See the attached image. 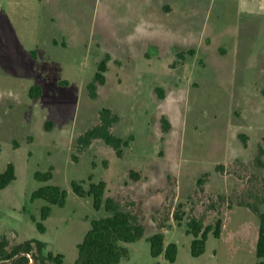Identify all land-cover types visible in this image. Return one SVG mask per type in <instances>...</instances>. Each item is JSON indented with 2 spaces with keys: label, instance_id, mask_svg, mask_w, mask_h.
<instances>
[{
  "label": "rangeland",
  "instance_id": "rangeland-1",
  "mask_svg": "<svg viewBox=\"0 0 264 264\" xmlns=\"http://www.w3.org/2000/svg\"><path fill=\"white\" fill-rule=\"evenodd\" d=\"M107 55L106 83L93 100L87 85ZM35 85L41 95L31 99ZM103 108L120 117L116 136H134L123 158L102 140L77 151ZM263 134L264 0H0V173L9 163L16 169L0 191V238L9 249L35 239L45 254L74 263L91 221L110 214L71 184L88 190L105 181V198L121 201L146 229L124 244L129 256L119 264H256L260 221L237 203L264 196V167L255 164ZM50 167L51 181L34 178ZM44 185L68 194L42 221L48 204L31 195ZM220 195L232 209L209 208ZM180 204L181 225L173 217ZM193 217L211 227L223 221L221 237L210 233L199 257L186 233ZM157 232L177 245L175 262L151 256L147 239Z\"/></svg>",
  "mask_w": 264,
  "mask_h": 264
},
{
  "label": "trees",
  "instance_id": "trees-1",
  "mask_svg": "<svg viewBox=\"0 0 264 264\" xmlns=\"http://www.w3.org/2000/svg\"><path fill=\"white\" fill-rule=\"evenodd\" d=\"M189 54H194L190 50ZM183 54L180 53V58ZM109 56L107 55L99 65L98 70L92 82L87 85L88 95L91 99L98 97V89L105 85V73L108 70L107 62ZM31 99H36L41 95V88L38 85L31 87L29 91ZM120 122V117L113 113L109 108H103L99 113V122L85 133L77 138L76 148L79 153L86 151L96 140H102L109 146L118 158H123L124 148L130 146L134 141V136L130 135L127 139L116 136L112 128ZM162 128L168 133L170 131V124L165 118L162 119ZM244 145H246L247 137L241 136ZM264 143V134H263ZM264 147H258L257 155L255 157V164L257 167H264L263 162ZM224 166L219 165L216 169L218 172L223 171ZM53 167H50L46 172H36L34 178L46 183L53 179ZM208 175L197 182L200 190H203V185L206 182ZM130 178L138 181L140 173L133 170L130 171ZM16 179V169L13 163H9L6 169L0 173V191L6 189ZM91 179V178H90ZM264 187V181H262ZM73 192L79 197L93 196V206L99 211L105 209L110 215L98 220L91 221V228L86 233L83 241L77 245L78 257L72 264H119L121 260L128 258L129 251L124 244L134 243L145 236V226L141 223L139 218L131 212L124 210L121 201L115 197L105 198L107 190V183L100 181L99 183H91L89 189H85L83 182L73 181L71 184ZM67 191L54 185H44L34 191L31 195V202L42 199L48 205L41 210V219L45 221L51 214V206L56 205L63 208L66 204ZM253 202L245 201V198L240 199L237 203L240 207H245L251 210L260 221L259 236L256 245V264H264V213L261 212L260 206H264V196L255 195ZM228 202V203H227ZM227 203L228 208H233V203L228 201L225 196H218L215 201H212L209 208L217 210L220 204ZM133 205V203H130ZM183 205L180 204L174 213L173 217L179 225L182 224L185 212L182 211ZM33 221L35 219L33 218ZM37 229L41 233L46 232V228L41 222H37ZM223 227L222 219H218L214 225L205 226L204 218H191L187 226V235L193 236L191 243V255L199 257L206 251V244L209 239V234L219 239L221 237ZM150 243V253L153 258H158L164 255L169 262H175L178 255V247L175 243L165 244V235L163 232H157L148 239ZM10 243L6 237L0 238V264H71L65 262L63 254H55L49 251L45 254L46 244L39 240H28L9 249Z\"/></svg>",
  "mask_w": 264,
  "mask_h": 264
}]
</instances>
